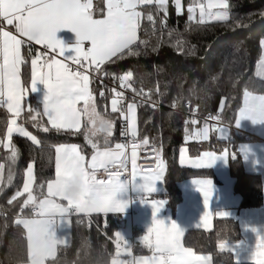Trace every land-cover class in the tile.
Instances as JSON below:
<instances>
[{"label": "snow or ice", "instance_id": "6c2138e0", "mask_svg": "<svg viewBox=\"0 0 264 264\" xmlns=\"http://www.w3.org/2000/svg\"><path fill=\"white\" fill-rule=\"evenodd\" d=\"M170 0H108L107 13L102 19L93 16V0H0V107L7 108L13 115L7 127L8 144L10 155L8 159L16 162L18 150L11 146V134L15 130L22 137L28 138L32 144L40 145L42 142L35 135L26 131L22 125H17V120L24 111L22 106L23 93L26 86L21 85V65L25 63V57L21 53L22 47L27 48V56H33V43L42 45L44 51L37 52L31 59V91H36L37 83L43 84L47 90L44 96L43 112L32 113L35 109H29L27 118L33 122L34 127H42L37 116L48 119V123L58 133L61 130H74L72 134L84 135L85 141L91 146V159L86 160L83 149L77 144H59L54 147L55 177L41 184L40 196L34 195L33 185L36 182L34 166L29 163L24 173L23 188L17 190L9 199L11 205L18 197L26 194L22 200L20 212L30 209V215L22 216L15 220L16 225L22 226L26 232L27 261L26 264H46V261H55L60 245L67 243L65 237L57 238L56 229L62 224L70 226V217L77 216L76 223L81 224L84 217L92 214H104L109 212H123L127 203L116 197L126 191L127 185L136 178L137 148L140 144L135 143L137 137L136 109L138 104L135 100L124 107L125 94L123 91L116 92L111 100V112L119 113L126 122L121 135L132 138L131 155L126 149L127 143H115L109 146L113 135L114 120L98 111L96 98L89 85L91 69L95 73H108L102 67L105 64H114L130 57H139L147 54L149 47L152 51L157 50V45H150L149 40L142 39L138 33L143 31L149 35L147 27L142 28V19H146L152 27V34L157 31L154 12H144L140 9L151 6L155 12H163L160 21V30L167 27V8ZM177 14L182 12V0H171ZM195 3L187 7L188 22L196 19ZM199 18L197 25H204L208 17L218 22H230V4L228 0H219L218 3L198 5ZM216 8L217 11H211ZM264 16V12L260 13ZM232 20L238 26H245L238 17ZM4 22L13 26L15 34L6 30ZM61 29H70L75 33L77 42L69 51L64 43L57 39V33ZM172 35V32H169ZM264 43V41H262ZM89 45L87 48L85 45ZM179 45V41H178ZM63 59H57L56 55ZM65 61H70L67 63ZM71 65H75L73 69ZM94 66V67H93ZM46 69V71H42ZM260 69L264 72V62ZM134 73L126 72L117 77L121 88L131 89L135 96L142 97L145 104L151 101L152 90L145 93L141 88L133 87ZM104 97V92L100 93ZM175 106V105H173ZM84 119L83 130L81 121ZM219 119V117H213ZM248 119L253 124L264 123V95H253L250 92L244 94L243 106L239 109L235 119L236 126L240 121ZM195 123V121H191ZM11 125H16L15 129ZM43 131L48 132L47 127ZM223 129L220 132L223 134ZM209 129L205 126L196 135L202 139H208ZM103 135V147L100 136ZM4 141L0 140V144ZM143 145H148L145 138ZM158 151V150H157ZM227 152L217 156L214 152H205L192 163L197 167L211 166L218 158H227ZM234 158V156H233ZM132 165V179L121 178L122 170L127 168L128 162ZM181 164H183V149H181ZM115 169V170H114ZM103 176L98 177V173ZM144 174L140 187L146 194L155 191V183L164 178L165 164L163 160L157 163L154 170H141ZM3 175V165H0V177ZM8 179L12 176L9 173ZM199 190L204 196L205 207L208 206L212 195L211 181H197ZM77 192L73 194V189ZM66 201V203H62ZM145 202H148L147 195ZM153 222L148 229V235L142 237L144 247L151 250V256H142L133 260H119L114 258L112 264H211L212 258L206 255H198L193 249L185 247L182 238L183 230L175 223L166 224L163 220L155 219L156 213L164 205V201L152 200ZM225 216V213H218ZM207 213L201 218V222L207 223ZM200 225L198 224L197 227ZM255 231V229H253ZM116 237V256L119 257L121 243L124 250L129 252L132 245L119 234ZM264 240V237H259ZM264 247V243L260 245ZM226 245L219 244L224 250ZM167 256V261L165 260ZM257 264H264L258 261Z\"/></svg>", "mask_w": 264, "mask_h": 264}, {"label": "trees", "instance_id": "16d2710c", "mask_svg": "<svg viewBox=\"0 0 264 264\" xmlns=\"http://www.w3.org/2000/svg\"><path fill=\"white\" fill-rule=\"evenodd\" d=\"M182 3L185 7L188 0H182ZM228 3L231 6L230 22L206 21L204 25H197L196 19L188 22L185 8L178 15L170 0L167 27L162 31L160 21L164 13L155 12L151 6L142 8L140 10L144 12H154L157 31L153 35L152 27L146 19H142V28L147 27L149 35L141 31L139 36L149 40L150 45L156 44L157 50L152 51L150 46L147 54L104 65L108 74L122 76L132 71L134 88H142L145 93L152 90L153 103L130 100H135L138 104L136 138H147L149 142L161 145L162 157L166 161V195L170 198L177 192L176 180L194 172L178 164L180 145L187 144L189 152L196 154L209 146L216 147L220 144L218 148H221L225 142L212 136L205 142L190 140L186 143L187 133L195 123L202 120L199 117H219L221 123L230 124L244 91L264 94V79L255 74L264 39V16L260 15L264 12V0H228ZM233 17H238L245 26H238L232 20ZM169 32H172L171 36ZM92 89L98 110L114 119L111 145L122 139L124 119L119 113H112L108 109L109 99L115 94L106 84L95 82ZM101 89H104V97L100 96ZM33 106L30 105L22 113L20 121L42 143L34 145L23 137H13L12 142L19 149V156L12 163V180L0 185V264H26L27 261L25 232L22 226L15 223V217L21 213L19 208L22 197H18L11 205L8 203L14 192L20 189L26 164L34 162L36 182L33 189L34 194L39 197V186L46 185V181L54 175V145L75 142L86 153L91 151L84 146L81 133L72 134L73 131L70 130L58 133L49 127L44 117L37 116L42 127H34L33 122L27 118L28 110L35 109ZM192 110L196 111L198 121L190 115ZM193 120L194 124L191 123ZM5 121V115L0 111V140ZM43 127H47L49 131H43ZM230 146V166L236 177L234 188L241 195L240 206H256L262 200V180L258 175L243 170L236 144L232 143ZM5 153L0 150L2 159ZM26 211L28 210L25 209L24 212ZM81 219L83 223L77 224V216H72L70 243L60 246L56 260L47 261L48 263L109 264L116 248L113 232L122 226V216L92 214L91 217L82 216ZM239 238L240 230L236 219L218 218L209 230H187L183 242L195 252L209 253L212 264H249L236 262L230 251L219 248L220 243L237 241Z\"/></svg>", "mask_w": 264, "mask_h": 264}, {"label": "crops", "instance_id": "0c3cea01", "mask_svg": "<svg viewBox=\"0 0 264 264\" xmlns=\"http://www.w3.org/2000/svg\"><path fill=\"white\" fill-rule=\"evenodd\" d=\"M210 0H188V3L183 6L185 11L187 12V7L190 4L195 3L196 7V19L199 18V7L198 5L203 4L207 10V5ZM212 3H218L219 0H211ZM107 4L108 0H93V16L97 19H102L106 16L107 13ZM183 5V3H182ZM182 8V9H183ZM218 9L213 8L211 11H217ZM206 21H214L208 17L205 18ZM4 27L6 30H10L15 34V29L13 26H9L4 22ZM139 35V33H138ZM57 39L61 40L66 48L71 51L73 46L76 44L77 39L74 32L70 29H61L57 33ZM264 41V39L262 40ZM89 45H85L87 48ZM33 56H27V48L22 47L21 53L25 57V63L21 65V85L26 86V90L23 93L22 106L24 111H26L30 105L34 106L37 112H43V104H44V96L47 93V90L43 84L37 83L36 91H31V59L35 57L37 52H41L42 45H36L33 43ZM56 55V54H55ZM57 59H63V57L56 55ZM66 62V61H65ZM264 62V43L261 42V54L255 66V74L264 79V72L261 71L260 65ZM42 71H46L43 69ZM92 81V79L90 78ZM90 89L93 90L92 82L89 85ZM250 91H244L242 95V99L237 107L236 113L234 115L233 120L230 124L218 123L213 124L209 120L202 119L207 122L209 126L208 139L204 140L200 136L196 135L199 130L200 121L195 123L187 133L186 143L190 140L195 141H208L214 136L217 140L225 141L221 148L216 147H207L202 149L196 154H192L189 152L188 145L182 144L178 148L177 153V162L181 167L189 168L194 170V172L188 176H185L181 179L176 180L177 192L171 198L166 195V161L163 157L159 159L164 161L165 164V173L164 178L155 183V191L151 194H146L143 189L140 187L142 185L143 180L140 177L144 173H141L136 168V178L132 180L126 188V191L118 194L117 199L125 201L127 203V207L123 212H109L108 214H118L122 216L123 222L122 226L116 229L113 232L115 241V234L119 233L124 240L128 242V244L132 245L130 254L129 252L124 250V245L121 243L120 255L116 256V248L113 256L111 257L109 264H112V260L114 258H118L119 260H133L134 258H139L142 256H151L153 253L148 248L144 247L142 244V237L144 235H148V229L152 226L153 222V207L151 204L152 200H160L164 201L163 207L159 212L156 213L155 219L163 220L166 224L175 223L178 228L186 233L189 229H204L209 230L213 227V223L215 219L218 218H234L238 222L239 230H240V238L237 241H229L222 242L226 245L225 249L232 253V256L236 262H244L249 264H257L258 261H264V247L260 245L264 243V240L259 239V237H264V123L253 124L250 120L245 119L240 121L239 126H236L235 119L238 117L239 109L243 106L244 102V94ZM253 95H264L259 93L250 92ZM133 101H129L131 103ZM98 108V107H97ZM108 109L111 111V107L108 104ZM0 111L4 113L6 121L4 132L1 140L4 141L3 144H0V150L5 151L4 158L0 157V165H3V175L0 177V185L6 181L9 183L8 179L9 173L12 176V161L8 159L10 155L9 147L5 146L8 144V134L7 127L9 125V121H11L14 117L11 113L7 111L6 106L0 107ZM23 111V112H24ZM22 112V113H23ZM21 113V115H22ZM136 118H137V109H136ZM195 118V117H194ZM17 120V125H22L26 131L32 133L21 121L20 117L15 118ZM45 121L52 127L50 123H48V119L44 116ZM197 119V117H196ZM124 127L126 122L124 121ZM84 119L81 121V128L83 130ZM14 129L16 125H11ZM220 129H223V134L220 132ZM74 131V130H70ZM114 131V130H113ZM137 132H138V123H137ZM200 132V131H199ZM113 136V135H112ZM130 136V134L128 135ZM13 137H22L15 130L11 134V146H14L18 150L19 149L14 145ZM124 137L122 139L115 141L113 144L109 145L111 147L115 146V143H124ZM29 140L26 137H23ZM81 138L84 142V146L90 149L91 151L86 153L83 149V154L86 157V160L91 159L92 149L91 146L87 144L85 141L84 135L81 132ZM112 138V137H111ZM110 138V139H111ZM238 138V140H236ZM100 143L103 144V135L100 136ZM236 142H234L233 140ZM232 140V141H231ZM30 141V140H29ZM31 142V141H30ZM32 143V142H31ZM236 144V148L240 155L241 165L244 171L248 173H254L258 175L261 182V190H262V200L261 203L256 206H240L241 195L236 192L234 186L236 177L232 172V168L230 166V159L232 157V152L230 150V144ZM62 144L58 143L55 146ZM63 144H77L75 142L63 143ZM101 147H103L101 145ZM218 148V149H217ZM181 149H183V157L184 163L181 164ZM205 152H214L217 156L221 155L223 152H227V158H218L215 160L211 166L206 167H197L192 161L196 160L198 157H202ZM17 156V157H18ZM158 161V163H159ZM32 163L33 161H29L23 171L22 182L20 185V189L22 191L23 182L25 179L24 173L26 172L27 165ZM8 168V170H7ZM53 170L54 175L51 179L55 177V162L53 155ZM130 174L132 179V165L130 166ZM130 179V180H131ZM211 181V190L212 195L209 199L208 206L205 207L204 196L202 192L198 188L197 181ZM44 191L46 192V185ZM15 194V192H14ZM13 194V195H14ZM34 194V193H33ZM12 195V196H13ZM35 195V194H34ZM147 195L148 202H145V196ZM11 196V197H12ZM38 197V196H37ZM26 198V194L22 196V200ZM39 198H42L39 196ZM62 203H66V201H62ZM23 213H18L15 217V220L21 218L25 215H30V209ZM207 213V223L204 224L201 222L202 216ZM218 213H225V216H221ZM75 215V214H73ZM72 215V216H73ZM102 216H106L104 214H100ZM70 217V220L72 218ZM84 217V216H83ZM200 225L197 227V225ZM255 229V231H253ZM25 232V230H24ZM57 238L65 237L67 243L60 246H66L71 241V225H61L56 229ZM26 236V232H25ZM182 243L183 238H182ZM59 246V247H60ZM185 247H187L184 244ZM27 247V241H26ZM190 248V247H188ZM192 249V248H191ZM194 251V250H193ZM195 252V251H194ZM198 255H206L210 256L209 253L195 252ZM46 264H50L46 261ZM212 264V260H211Z\"/></svg>", "mask_w": 264, "mask_h": 264}, {"label": "built area", "instance_id": "2783aa9c", "mask_svg": "<svg viewBox=\"0 0 264 264\" xmlns=\"http://www.w3.org/2000/svg\"><path fill=\"white\" fill-rule=\"evenodd\" d=\"M40 50L44 51V48H41ZM50 55H55V54L50 53ZM66 62L71 64L70 61H66ZM71 66L73 67V69L76 68L75 65H71ZM102 67L104 68V65ZM87 71L92 73L90 76V78L92 79V85L95 82L104 83L111 90L115 89L116 92L123 91L125 94V101H124V107L125 108L131 99H136L138 102H144V99L142 97L135 96L134 93L130 89L121 88L119 80L117 79V77H119L120 75L108 74V76L105 77L103 75V73H95V72H92L91 69H87ZM101 92H104V89H101L100 93ZM189 103L190 102H188L187 105H189ZM190 115L198 118V115L196 114L195 110H192L190 112ZM199 118L209 120L210 122H212L215 125L220 123L219 119H213V117H210V116H201ZM144 139L145 138H143V139L135 138V143L140 144V147L137 148V160H136V168L139 172H141L142 169L145 171L154 170L156 168V165H157L159 159L162 157L161 145L149 142V144L145 146L141 143ZM124 143L128 144V148L126 149V151L128 152V154L130 156L132 143H133L131 136H125L124 137ZM130 166H131V162L129 161L127 168L125 170H122V177H121L122 179L125 177L128 179H131ZM141 173H143V172H141ZM103 175L104 174L101 170V173H98V177H101ZM19 210H20V208H19ZM165 260L167 261V256H165Z\"/></svg>", "mask_w": 264, "mask_h": 264}, {"label": "rangeland", "instance_id": "374dc122", "mask_svg": "<svg viewBox=\"0 0 264 264\" xmlns=\"http://www.w3.org/2000/svg\"><path fill=\"white\" fill-rule=\"evenodd\" d=\"M183 10V9H182ZM114 97H112V98H110L109 99V106L111 107V100L113 99ZM99 111V110H98ZM105 115H107V116H109L108 114H105ZM112 118V117H111ZM113 119V118H112ZM114 120V119H113ZM194 120L195 121H198L196 118H194ZM200 126H199V130H197L198 132L199 131H201L205 126H207L208 128H209V126H208V124H207V122H205V121H203V120H200V124H199ZM18 218V217H17Z\"/></svg>", "mask_w": 264, "mask_h": 264}, {"label": "clouds", "instance_id": "9594fccd", "mask_svg": "<svg viewBox=\"0 0 264 264\" xmlns=\"http://www.w3.org/2000/svg\"><path fill=\"white\" fill-rule=\"evenodd\" d=\"M76 192H77V190L74 188V189H73V194H75Z\"/></svg>", "mask_w": 264, "mask_h": 264}]
</instances>
